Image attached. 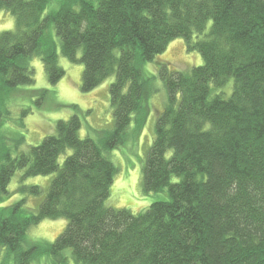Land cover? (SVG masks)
<instances>
[{
	"label": "trees",
	"instance_id": "trees-1",
	"mask_svg": "<svg viewBox=\"0 0 264 264\" xmlns=\"http://www.w3.org/2000/svg\"><path fill=\"white\" fill-rule=\"evenodd\" d=\"M52 1L0 0L15 17L0 31V264H32L43 253L55 264H264V0H56L45 14ZM178 37L204 63L159 67L168 103L143 166L145 190L168 189L169 199L137 214L107 206L117 168L106 153L125 143L134 120V132L145 122L154 77L143 62ZM59 53L80 55L84 91L114 77V128L82 138L74 114L19 149L25 135L6 122L10 92L34 84L36 54L56 84L65 75ZM20 169L53 174L36 211L1 205ZM44 218H65L66 228L53 243H29Z\"/></svg>",
	"mask_w": 264,
	"mask_h": 264
},
{
	"label": "rangeland",
	"instance_id": "rangeland-1",
	"mask_svg": "<svg viewBox=\"0 0 264 264\" xmlns=\"http://www.w3.org/2000/svg\"><path fill=\"white\" fill-rule=\"evenodd\" d=\"M58 8V1L53 0L45 14L50 9ZM14 24L15 17L11 12L0 11V31L12 30ZM53 36L60 48V40L54 31ZM45 39L51 40L52 35L47 33ZM77 58V61H71L59 53V64L64 68L65 75L56 84L48 81V73L41 55L36 54L30 60L34 68L35 82L28 87L10 92L12 111L6 120L8 127L16 131L20 130L25 135V141L17 145L19 149L40 144L46 135L56 131L57 121L68 120L74 114L82 120L79 132L82 138L98 139L113 130L115 124L113 108L110 104V83L114 77H109L93 90L84 91L82 89L84 63L79 59L80 55ZM143 63L145 75L149 78L154 77L149 83L152 92L150 91L147 98L145 122L139 125V131L134 132V120L129 127V135L125 143L106 153L114 162L117 170L105 205L115 209H128L134 214L146 210L152 202L169 199L168 189L160 192H147L144 188L143 177L146 156L156 135L154 128L158 115L168 103L167 90L163 86L158 69L162 63H165L171 70L190 71L193 66L204 62L201 52L189 50L185 38L178 37L171 41L167 49L157 55L153 61ZM39 91H46L43 99ZM26 108H31V112L26 114V117L22 116V120L18 123L17 116L21 115V109ZM10 145L13 146L14 143L11 141ZM63 159L64 156L61 157V162ZM24 174L25 169H20L11 177L8 185L9 193L1 205L8 206L23 201L28 211H36L48 191L53 174L40 176H24ZM33 185L41 188V194L35 195L31 192L30 187ZM66 225L67 219L65 218H44L29 228L27 240L29 243H53L64 231ZM1 250L6 252L4 247ZM70 252V250L65 251L67 254ZM69 257V260L73 262L71 254ZM8 263L14 264L13 262ZM32 264H55V262L43 253Z\"/></svg>",
	"mask_w": 264,
	"mask_h": 264
}]
</instances>
